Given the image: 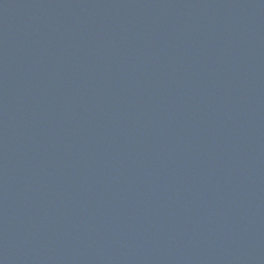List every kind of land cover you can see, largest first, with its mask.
I'll use <instances>...</instances> for the list:
<instances>
[{"label":"water","instance_id":"obj_1","mask_svg":"<svg viewBox=\"0 0 264 264\" xmlns=\"http://www.w3.org/2000/svg\"><path fill=\"white\" fill-rule=\"evenodd\" d=\"M0 264H264V0H0Z\"/></svg>","mask_w":264,"mask_h":264}]
</instances>
